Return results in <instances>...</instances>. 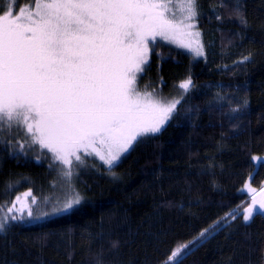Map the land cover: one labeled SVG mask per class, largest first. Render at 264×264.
<instances>
[{"label": "trees", "instance_id": "trees-1", "mask_svg": "<svg viewBox=\"0 0 264 264\" xmlns=\"http://www.w3.org/2000/svg\"><path fill=\"white\" fill-rule=\"evenodd\" d=\"M196 27L203 58L155 42L138 80L183 97L166 126L110 169L93 158L77 167L82 201L70 212L9 220L0 264H165L189 240L182 264H264V215L243 221L264 190V0H198ZM17 137L0 133L3 210L29 190L42 202L61 197L59 167Z\"/></svg>", "mask_w": 264, "mask_h": 264}, {"label": "snow or ice", "instance_id": "snow-or-ice-1", "mask_svg": "<svg viewBox=\"0 0 264 264\" xmlns=\"http://www.w3.org/2000/svg\"><path fill=\"white\" fill-rule=\"evenodd\" d=\"M169 6L168 0H34V11L30 8L26 16L0 9V133L5 128L24 131L25 142L47 148L53 164L59 162L62 176L70 179L73 159L81 167L86 163L79 153L95 154L112 168L140 138L161 132L183 97L169 100L137 90V73L149 62L151 44L157 37L177 42L178 34L187 35L195 37L197 46H179L204 54L200 33L191 31L198 0H185L179 20L166 15ZM190 86V79L179 84L184 92ZM81 200L79 194H69L53 213L68 212ZM36 204L31 190L17 195L0 217V231L9 220L49 215H34ZM257 205L264 213V199L253 196L243 209L245 223ZM228 216L235 219L237 213ZM192 244L177 246L165 264H182Z\"/></svg>", "mask_w": 264, "mask_h": 264}, {"label": "rangeland", "instance_id": "rangeland-1", "mask_svg": "<svg viewBox=\"0 0 264 264\" xmlns=\"http://www.w3.org/2000/svg\"><path fill=\"white\" fill-rule=\"evenodd\" d=\"M168 2H169V5H170V6H169V11L166 13V15H168L169 18H172V17L174 16L175 19H177V20L181 19V18L183 17V15H184V10H183V8H182V5H183V3L185 2V0H168ZM10 6H11L10 10H11V11L13 10L14 14H20V15L26 16V15L28 14L30 8H31L32 11H34V0H10ZM21 8L24 9V12H23V13H20V12H19V9H21ZM191 31H194V32H195V31H198V32L200 33V31H199V30L197 29V27H196V20H195V28L192 29ZM176 41H177V42H169V41H166V40H162V39H160L159 37H157V39H156V42H159V43H161V44H164V45L170 46L171 48H174V49L180 50V51H182V52L188 53V54H190L191 56H193V57L196 58V59L203 58V56L205 55V51H204L205 47H204V46H206V45H205V43L203 44V36L201 35V33H200V37H199V44H200V46L203 47V53H204V54L201 55V56H197V55L195 54V52L189 51L186 47H180V46H179V43L182 42V43H184V44H191V46H192L193 48H195V47L197 46L195 37H191V36H187V35H180V34H178L177 37H176ZM140 74H141V73H137V80H136V88H137L138 91H141V92H144V91L153 92V91H154V92H156L159 96L165 97V98H167V99H169V100H171V99H180V94L175 95V96L167 97V96L161 94V92L158 91V90L155 89V88H151V89H149L146 85H142V86H140L139 83H138V80H139V78H140ZM182 91H184V90L182 89ZM172 115H173V114H172ZM167 123H168V122H167ZM167 123H166V124H167ZM166 124H165V126H166ZM165 126H164V127H165ZM164 127H163V128H164ZM163 128H162V129H163ZM4 133L9 134V135L18 136L17 138H23V137L25 138V132L22 131V130H19V129H15V128H14L11 132H9V131L7 130V128H5ZM156 134H158V133H156ZM21 135H23V136H21ZM154 135H155V134H154ZM6 136H7V135H6ZM26 138H27V137H26ZM27 139H28V138H27ZM28 145H30V144L28 143ZM30 146H31V147H34L33 149H36V150H38L39 152H41L42 155H43V158L48 157L49 159H51L50 163H51L52 167H54V168H58V167H59V168H58L59 171L57 170V171L55 172V175H56L55 177H56L57 180L59 181V184H58V185H61V186H58V187H56V188H57L58 190H60L59 192H60V194H62V196H61V197H56V199H55L53 202H51L52 197H50L48 200H45V201H47V202H45V201L42 202V201H39V200L37 199V204L32 206V207H33L34 215H35V214H40V213H43V212H48L49 215L43 217V218L40 219V220H34V219H33V220H29V219L25 218L23 221H21L22 223H35V222L42 221L43 219H45V218H47V217L49 218V217L54 216V214H55V213H53V208H54V207L59 206L60 204H62L63 201H64V199H65L69 194H71V195L79 194V193L77 192V190L74 188V185H73V183H74L73 173H75V169H76L77 167H81V166L78 165L74 159H73V164H74L75 167L73 168L72 176H71L70 179H69V178H67V177H63V176H62V168H63V166L60 165L59 162H57L55 165L53 164L52 153H50V152L47 150V148L41 149L40 146H39L38 144H31ZM133 146H134V145H133ZM95 147H96L97 149H99L100 151L104 152V153L107 152V149L105 148V146H103V145H101V144H97ZM131 149H132V148H131ZM131 149H129L128 152L124 153V154L120 157V159H119L118 161H116V163H115L112 167H114V166L117 165L119 162H121V160H122V159H123V158H124L129 152H130ZM79 155H81V157H82L83 159L86 158V163H88V161L90 160V158H93V159H95V160L97 161V163L103 165L106 169H110V168H108L106 165H104L103 162H102L101 160H99V158H98L95 154L90 155V156H84V153L81 152V153H79ZM86 163H85V164H86ZM77 170H78V169H77ZM56 178H55V180H56ZM79 195H80V194H79ZM20 196H22V195H20ZM255 198H256V200L264 199V191L261 192L260 195L256 196ZM29 199H30V198H29ZM14 201H15V200H14ZM81 201H82V200H81ZM55 204H56V205H55ZM251 204H252V202L250 203V205H251ZM54 205H55V206H54ZM11 206H12V203L9 204L8 206H6L5 209H4L3 211H0V217H3V216L6 214V212H7V208H8V207H11ZM77 206H78V205L74 206L73 209L76 208ZM17 207H19V204H17ZM73 209H71V210H73ZM71 210H69L68 212H70ZM68 212H58V214L68 213ZM257 213H260V214L264 215V213L259 212V210H258V205H257V212H256V214H257ZM254 215H255V214H254ZM25 217H26V213H25ZM250 221H251V220H250ZM250 221H249V222H250ZM247 223H248V222H247ZM5 226H6V224H5ZM5 226H4V228H5ZM0 232H2V231H0Z\"/></svg>", "mask_w": 264, "mask_h": 264}, {"label": "bare ground", "instance_id": "bare-ground-1", "mask_svg": "<svg viewBox=\"0 0 264 264\" xmlns=\"http://www.w3.org/2000/svg\"><path fill=\"white\" fill-rule=\"evenodd\" d=\"M263 191H264V190H262V191H259V192L255 193V195H254V196L256 197L258 193H260V192H263ZM251 199H252V197H251Z\"/></svg>", "mask_w": 264, "mask_h": 264}, {"label": "crops", "instance_id": "crops-1", "mask_svg": "<svg viewBox=\"0 0 264 264\" xmlns=\"http://www.w3.org/2000/svg\"><path fill=\"white\" fill-rule=\"evenodd\" d=\"M260 193H261V192H260ZM260 193H258L257 196L260 195Z\"/></svg>", "mask_w": 264, "mask_h": 264}]
</instances>
